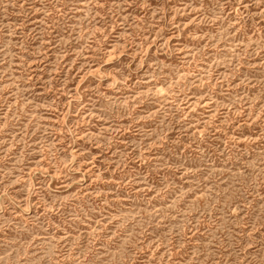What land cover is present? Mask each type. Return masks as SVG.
Instances as JSON below:
<instances>
[{
	"label": "rangeland",
	"instance_id": "374dc122",
	"mask_svg": "<svg viewBox=\"0 0 264 264\" xmlns=\"http://www.w3.org/2000/svg\"><path fill=\"white\" fill-rule=\"evenodd\" d=\"M0 264H264V0H0Z\"/></svg>",
	"mask_w": 264,
	"mask_h": 264
}]
</instances>
